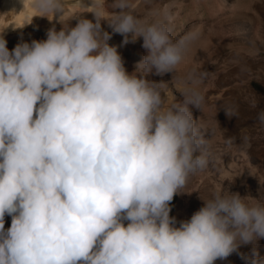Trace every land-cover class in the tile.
Wrapping results in <instances>:
<instances>
[{
    "label": "clouds",
    "instance_id": "obj_1",
    "mask_svg": "<svg viewBox=\"0 0 264 264\" xmlns=\"http://www.w3.org/2000/svg\"><path fill=\"white\" fill-rule=\"evenodd\" d=\"M76 3L95 21L49 28L11 51L0 36V264H214L241 244L253 245L247 264H264L255 247L264 201L219 186L179 226L169 215L173 195L208 164L207 125L189 108L204 97L195 76L179 81L183 102L147 76L175 73L201 28L174 39L167 8L158 18L139 14L137 0ZM29 7L61 21L74 14L64 0ZM102 19L143 37L131 73ZM257 119L264 125V108Z\"/></svg>",
    "mask_w": 264,
    "mask_h": 264
},
{
    "label": "bare ground",
    "instance_id": "obj_2",
    "mask_svg": "<svg viewBox=\"0 0 264 264\" xmlns=\"http://www.w3.org/2000/svg\"><path fill=\"white\" fill-rule=\"evenodd\" d=\"M83 3L87 5L90 0H83ZM176 3L177 1L171 0L163 5L161 0H157L152 8V13L159 18L167 8L173 17L171 20L172 33L176 27L185 26V24H187L185 34L197 26L201 28V38L190 47L184 58V60H190L194 64L197 63L200 69H205L208 66L215 51L222 50L228 53H237L242 50L245 51L246 46L257 51L255 49L256 41L264 37V0H190L188 3L178 4V6L175 5ZM64 6L66 8L65 15L74 14L65 21H61L59 19L61 12L54 13L52 18L51 14H49L51 19L47 16L33 15V9L29 7V0H0V36L6 40L8 46H15L19 42L31 43L33 39H46V33L49 28L54 27L56 30H60L65 24L68 27H73L78 19L82 17L95 21L92 12L80 11L81 9L76 0H64ZM119 10L115 9V11ZM100 24L101 31L116 35L115 44L126 46L133 42L131 33L113 32L111 26L103 19ZM125 35L129 39L126 43H122ZM143 56L144 54L136 48L133 50L131 65L134 69ZM125 69L130 73L132 72L129 67H125ZM147 78H149V74ZM181 79H183L182 73L175 78H170L169 81L167 80L168 87L178 102L180 101L178 84ZM202 86H204V83H202ZM211 91L209 88L202 89L204 99L209 96ZM204 99L199 110L202 115L199 113L197 119L208 127V125H214L216 120L212 117L211 102L207 103ZM228 120L231 122L232 127L226 133L221 131L219 127L206 128L207 132L204 133V136L207 139L208 159L213 158L215 162L218 161V168L214 170L217 172H211L208 168V173L204 170L206 175L202 181L211 183L210 185H203L204 187L201 185L202 190L200 192L202 193L199 192L201 188L197 189L200 194L192 201L191 207L184 209V212L188 215L187 219L203 205V200L207 199L213 190L219 186H222V190L228 192H238L242 196L248 194L261 199L260 181L261 177H264V164L260 167L252 164L248 171L246 170L244 154L240 153L239 145L236 141V122L238 123L240 119L235 116H229ZM229 138H234V143L231 146L226 143ZM254 149L253 154L260 150L257 147ZM216 180L218 181L216 182ZM189 211L192 212L188 213ZM127 222V220L123 221L125 224ZM262 241V238L257 240L260 249L263 247Z\"/></svg>",
    "mask_w": 264,
    "mask_h": 264
},
{
    "label": "rangeland",
    "instance_id": "obj_3",
    "mask_svg": "<svg viewBox=\"0 0 264 264\" xmlns=\"http://www.w3.org/2000/svg\"><path fill=\"white\" fill-rule=\"evenodd\" d=\"M137 1L139 2L137 11L139 14L144 15L149 12L152 13V8L154 7V4L157 0ZM169 1L171 0H161L163 5ZM173 1H177L175 5L178 6V4L182 5L188 3L190 0ZM186 30L187 24H185V26L183 25L176 27L175 31L171 33L174 39H179L185 35ZM115 39L116 35L111 34L107 43L110 45H116L117 51L122 57L124 67H129V69L131 68L130 70L133 71L134 68L131 65V55L133 50L136 48L144 55L147 51L142 47L143 37L138 36L135 41L126 46L115 44ZM257 41V44L255 45V49H257V51H254V48L247 46L244 49L245 51L242 50L237 53H228L222 50L217 52L215 51L211 56L208 66L205 67V69L201 68L202 71L198 67L199 65L197 63L194 64V62L190 60H183L175 73L172 74L171 72H165L163 75H157L153 72L149 73L148 78L151 80L167 82V80L169 81L170 78L177 77L180 73L183 74V79H187L189 76L198 77L200 81L199 88L201 91L203 88H209L210 91L212 90L209 93V96H207L204 100H206L207 103L211 102L210 105L212 106V117L218 121V127L221 129V131H224V133H226L232 127V125L228 120L229 116L226 115L223 108L226 106H233L234 108L236 107V115L234 116L240 119L238 123L236 122L235 131L238 134H236V141L239 145L238 148L240 149V153L244 154L245 167L247 171L252 164L259 165V167L264 164V125L260 124L257 119L258 111L264 108V37L261 40L258 39ZM6 47L9 49V51H11L14 46H8V44H6ZM202 83H204V86H202ZM179 98V102H183V95L181 94V91ZM253 99L256 101L255 106L252 104ZM195 107L196 106L191 104L189 105L193 118L197 119L200 109ZM200 114L202 115V113ZM33 115L35 117V112ZM212 126L213 125H208L207 128L213 129L214 127ZM255 146L257 149L260 148V150L259 152L253 154V150L256 148ZM209 159L207 166L203 168V170L200 169L191 174L186 185L181 189L182 192L175 193L172 200L168 202L171 205L169 215L176 218V226H179V222L181 220H186L188 218V215L184 212V209L186 207H191V204L193 203L192 201L196 198V196L202 193L200 192L202 190V186L210 185L211 182L208 183L209 181H202L203 177L206 175L205 171L208 173L209 169L211 172H217L214 170L218 168V161H216V163L213 158ZM217 181L218 180H216V182ZM224 184H226V182H224ZM260 187V200L263 201L264 177H261ZM198 188H201L199 190L200 193L197 190ZM178 207H180L179 210H177ZM190 212L192 211H189L188 213ZM11 218L12 217L10 214H5V229L10 226ZM262 240L263 241L261 243L263 244V247H261V249L259 248L257 241L255 243V247L260 255H264V237H262ZM252 247V244H241L237 251L232 252L223 259L217 258L214 261V264H247L245 257L251 256ZM241 253L243 255H241Z\"/></svg>",
    "mask_w": 264,
    "mask_h": 264
}]
</instances>
